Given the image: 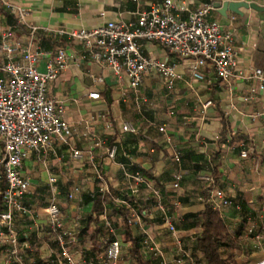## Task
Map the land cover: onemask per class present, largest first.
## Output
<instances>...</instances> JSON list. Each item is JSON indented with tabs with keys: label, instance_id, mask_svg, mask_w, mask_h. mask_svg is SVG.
<instances>
[{
	"label": "crops",
	"instance_id": "obj_1",
	"mask_svg": "<svg viewBox=\"0 0 264 264\" xmlns=\"http://www.w3.org/2000/svg\"><path fill=\"white\" fill-rule=\"evenodd\" d=\"M6 1L23 8L27 23L39 29L31 43L33 48L45 54H53L59 48L66 51L68 65L49 84L48 95L63 106L62 117L73 135L67 145L53 141L49 150L32 152L23 161L21 173L30 187L21 203L28 213L12 211L18 244L13 253L7 235L0 240V264H69L61 257L45 213L53 197L65 231L75 240L70 246L74 264H106L107 246L115 239L122 246L121 258L115 264H136L130 256V242L123 235V220L105 202L107 196L115 204L127 205L125 171L138 172L159 189L165 215L189 253L197 229L182 228L184 215L202 213L208 206L205 200L210 189L201 178L213 175L215 188L230 200L219 213L220 219L238 245L224 249V257L234 255L237 264L260 260L264 239L255 240V235L264 236V87L260 89L255 79L239 76L221 81L209 65L195 75L191 59L146 41L141 44L143 54L174 65L177 78L168 87L158 75L147 74L136 98L127 77L115 78L102 64L93 61L81 45L54 32L135 21L137 14L155 0ZM172 1L176 7L185 6L189 11L208 2L214 6L224 2L246 5L224 14L215 8L209 19L232 34L235 73L246 75L259 69L264 75V0ZM251 4L260 9L249 7ZM175 12L181 19L187 18V12ZM11 26L20 45L27 44L29 31L16 26L12 12L0 4V29ZM46 61L47 55L39 59V71H44ZM91 93L99 97L91 99ZM92 116L101 117L90 122ZM124 124L131 125L135 132L124 131ZM112 146L116 147V154L110 160L108 149ZM71 150L81 151L83 158L72 159ZM242 152L246 157H241ZM176 153L179 159L184 154L190 158L181 164L174 160ZM198 156L207 166L194 174L191 169ZM177 174L182 178L173 194L170 185ZM50 178L55 183H50ZM75 188L78 191L73 199H68ZM131 196L142 210V215L136 214L138 221L134 217L129 220L132 224L128 221L133 235L141 241L144 232L151 235L171 262L172 239L163 223L164 214L154 209L151 192L140 185L139 192ZM141 251L144 253L142 242Z\"/></svg>",
	"mask_w": 264,
	"mask_h": 264
},
{
	"label": "built area",
	"instance_id": "obj_2",
	"mask_svg": "<svg viewBox=\"0 0 264 264\" xmlns=\"http://www.w3.org/2000/svg\"><path fill=\"white\" fill-rule=\"evenodd\" d=\"M0 4L12 12L16 26L25 27L30 34L27 44L20 45L15 38L14 26L0 29V204L3 206L0 210V240L3 241L7 235L8 243L13 246L12 251L15 253L18 242L13 231L12 211L28 213L21 203L30 187L21 173L23 161L32 152L49 150L53 141L67 145L73 130L62 117L63 106L48 95L49 84L68 65L66 51L59 48L53 54H45L33 48L31 43L39 29L27 23V12L6 0H0ZM214 9L212 2L189 11L185 6L176 7L172 0H155L147 10L137 14L135 21L107 22L91 30L60 29L54 34L81 45L93 61L102 64L115 78L127 77L136 98L139 97L143 79L147 74L158 75L168 87H172L177 78L174 65L143 54L141 44L146 41L155 42L178 57L191 59V70L195 75L201 74V70L209 65L221 81L226 82L236 76L255 79L260 84L259 88L263 89L264 75L261 70L255 69L246 75L235 73L236 53L232 34L224 31L218 22L209 19ZM176 10L187 12V18L181 19ZM45 55L47 61L44 71L41 72L37 69V62ZM98 97L97 93L89 94L91 99ZM100 117L92 116L89 121H96ZM122 129L135 132L128 124H124ZM163 130L159 128V131ZM115 154L116 147H110L108 158L113 160ZM70 157L81 160L83 154L81 151L71 150ZM241 157H246V153L242 152ZM174 160L179 161L178 153ZM121 168L124 170L123 166ZM124 176L132 193L139 192L140 185L151 192L154 209L164 214L163 223L172 239L174 257L171 262L166 260L162 249L146 232L143 233L142 240L144 253L155 258L157 264H186L190 256L189 250H186L174 225L165 215L159 189L152 187L138 172L125 171ZM98 178L102 180L101 177ZM181 178L180 174L174 176L170 185L173 194L178 191ZM201 179L210 189L205 202L221 213L230 200L222 190L215 188L212 175H204ZM49 182L55 183V180L50 178ZM77 191L75 188L69 193L68 199H73ZM45 213L51 223L61 257L69 264H74L70 246L75 240L63 227L60 208L54 197L47 205ZM133 217L138 221L137 215ZM129 222L132 224V221ZM251 232L250 230L249 233ZM261 239H264L263 235H255V240ZM121 253V243L116 239L110 241L106 249L105 263L115 264L120 260ZM254 264H264V253Z\"/></svg>",
	"mask_w": 264,
	"mask_h": 264
},
{
	"label": "trees",
	"instance_id": "obj_3",
	"mask_svg": "<svg viewBox=\"0 0 264 264\" xmlns=\"http://www.w3.org/2000/svg\"><path fill=\"white\" fill-rule=\"evenodd\" d=\"M188 157L187 154L182 155L179 159L181 164H183L184 160L188 159ZM193 163L191 170L194 174H196L202 167L207 166V163L203 160L202 156L195 158ZM206 184L207 183H205V185ZM204 189L206 192V188ZM125 194V200H128L126 203L127 205L115 204L111 198L107 196L105 197V202L108 205V208L114 214L119 215L123 220V235L126 240L130 242L129 252L135 263L157 264L155 258H152L141 251L142 241L132 233L128 221L136 214L142 215V210H139L134 202H132L131 199L133 197L131 196V191L128 190ZM150 199H152V196ZM95 202L97 205L100 203L99 195L95 197ZM2 209L3 206L0 204V210ZM182 228L185 230L197 229V233L191 243V252L186 264H237L234 255L224 257V249L236 248L238 245L236 244V241L228 235L226 228L220 219L219 213L212 209L211 206H206L202 213L184 215Z\"/></svg>",
	"mask_w": 264,
	"mask_h": 264
},
{
	"label": "water",
	"instance_id": "obj_4",
	"mask_svg": "<svg viewBox=\"0 0 264 264\" xmlns=\"http://www.w3.org/2000/svg\"><path fill=\"white\" fill-rule=\"evenodd\" d=\"M242 6H246V5L241 4V3L224 2L220 6L219 5H215V8H217L220 13L224 14V12H226V10H230L232 12H237V9L239 7H242ZM249 7L253 8V9H257V10L260 9V8L256 7L255 5H252V4L249 5Z\"/></svg>",
	"mask_w": 264,
	"mask_h": 264
}]
</instances>
